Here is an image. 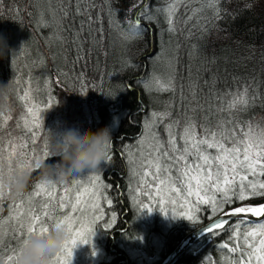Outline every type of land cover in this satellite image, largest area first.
<instances>
[{
  "label": "trees",
  "instance_id": "obj_1",
  "mask_svg": "<svg viewBox=\"0 0 264 264\" xmlns=\"http://www.w3.org/2000/svg\"><path fill=\"white\" fill-rule=\"evenodd\" d=\"M132 2L89 0L85 5L93 20L89 27L88 14L76 15L75 4L64 17L60 0H0V38L13 51L0 58V83L11 79L14 87L9 103L16 104L17 93L27 83L40 100L45 92L68 97L79 115L80 130L107 127L111 132L112 159L105 160L100 169L104 216L95 224V264H159L181 236L212 218L208 206L202 204L191 219L175 218L165 230L158 216L152 215L145 225L143 210L135 200L138 179L131 161L153 113L166 114L156 127L166 139L165 124L183 122V106L192 94L210 103L213 115L219 107L221 118L231 122L228 127L237 133L248 124L264 130V0H221L219 18L204 0H180L175 32L168 31L163 11L170 0H149L154 19L141 21L147 30L135 39L125 19ZM109 8L115 9L113 15ZM53 13V26L44 27L42 19H52ZM131 17L136 18L135 12ZM81 21L85 31L75 40ZM158 80L170 82L172 89L158 90ZM245 88L249 105L229 109L233 94ZM209 120L214 124L216 119ZM58 160L52 157L46 162ZM40 179V171L33 170L24 192ZM262 201H237L232 207ZM144 226L158 232L160 246L152 234H146L143 240L149 247L142 252L139 239ZM231 237L228 228L207 232L173 264H232L240 252L221 247L226 242L233 246ZM6 246L0 248V262L12 251Z\"/></svg>",
  "mask_w": 264,
  "mask_h": 264
},
{
  "label": "snow or ice",
  "instance_id": "obj_2",
  "mask_svg": "<svg viewBox=\"0 0 264 264\" xmlns=\"http://www.w3.org/2000/svg\"><path fill=\"white\" fill-rule=\"evenodd\" d=\"M179 2L180 0H170L167 7L163 9L168 18L169 32L176 30L174 17ZM204 2L214 10L215 17L219 18L222 10L218 5L221 0H204ZM60 3L64 17L69 15V10L75 4L76 15L82 16L87 13L89 17L87 24L91 27L93 23L91 10L85 6L89 0H60ZM65 4L68 7H64ZM196 11L201 10L197 9ZM133 12L136 16L134 20L131 17ZM114 13L115 9L109 8V14L113 15ZM128 13L125 19L128 23L129 35L134 39L142 38L147 29L142 26L141 21L154 19L149 0H134L129 6ZM191 18L189 17V19ZM54 19V13L52 19H42L43 26L51 28ZM84 31L85 22L81 21L79 31L75 33V40H79ZM98 31L102 32V29ZM156 83L158 90L169 91L172 89L170 82L158 80ZM28 95L29 93L25 92L21 99L23 100ZM250 99L249 91L245 88L242 92L233 94V100L227 107L232 109L239 105L245 109L249 105ZM27 113L31 115L32 109L28 108ZM165 115L153 113L152 118L146 122V132L141 135L139 143L140 145L147 143L146 135L151 139V144L147 146V155L140 151L131 161L134 166H138L133 174L140 177L142 185L154 186L157 194L167 187L171 194L183 195L186 192L185 200L195 195L199 204L207 205L211 211L212 220L206 231L216 234L217 230L228 228L232 232L231 239L235 241L233 246L230 247L228 242L221 245L222 248L228 249L231 253L240 252V258L234 259L232 264H253V261L255 264H264V204L258 207H232L237 201L264 198V130L257 134L255 129L258 125L248 124L247 131L242 129L243 134L238 135L233 128L228 127L231 122H223L214 131L204 128V133L201 136L195 130V123L189 121L182 133H173V125L169 123L166 128L167 138L165 139L156 130L157 125L163 121ZM10 118L11 116L5 119ZM36 119L38 120V117ZM36 126H39L38 123ZM24 127L32 133L33 137L35 136V132L28 127L26 117L24 118ZM21 147H26V145H21ZM111 152L112 143L107 146L105 160L111 161ZM21 155L25 158V162L19 165V169H23L31 163L27 160L26 153H21ZM43 156H48L47 141L44 143ZM33 158L38 159L39 156ZM33 170L38 171V169H32L31 173ZM91 173V176L87 174L88 179L97 184L100 183L97 170ZM149 177L152 179L149 180ZM71 183L77 187L79 193L81 181L73 177ZM33 187L35 191L29 193L28 196L31 205L34 206L41 197H46L47 200L42 205L44 209L42 213L39 212V209L30 208L28 222L20 223L21 245L27 236L36 233L38 229L49 226L48 221H55L53 225L56 226H66L67 230L71 232L75 222L73 214L78 210L82 211L78 209L79 195H77L75 203L67 196V192L65 196H60L57 201V195L54 194L55 189L48 181H38ZM159 203H165V199L161 197ZM171 203L175 204L176 201L172 200ZM13 207L21 209L23 204H15ZM94 207L98 208L99 205H94ZM60 209L66 211L61 214ZM248 214H251V217H256V220L251 221ZM61 215L62 218H58ZM23 216L24 213L21 212L13 218L20 220ZM231 217H238V222L234 223L230 219ZM89 242L87 238H82L79 243L88 244ZM67 244L68 241L66 240L62 249L66 248ZM77 244V241L73 239L72 247L67 249L68 257L73 255L72 250ZM16 255L17 253L14 256H9V262L14 260ZM92 255H95L94 251ZM50 260L58 261L59 264H67L66 259H61L59 252L51 255Z\"/></svg>",
  "mask_w": 264,
  "mask_h": 264
},
{
  "label": "rangeland",
  "instance_id": "obj_3",
  "mask_svg": "<svg viewBox=\"0 0 264 264\" xmlns=\"http://www.w3.org/2000/svg\"><path fill=\"white\" fill-rule=\"evenodd\" d=\"M34 91L35 89L31 85L23 83L20 92L16 95L17 105L12 104L10 101L11 110L9 111L6 109L0 111V174L6 173L9 170L19 169V165L25 162V158L21 153H26L27 160L30 162L34 159V156H43L44 143L49 132L59 134L68 128L80 129V121H78L79 115L74 109V103H72L68 97H55L48 92H45L43 99L40 100L35 97L33 93ZM25 92H28L29 95L22 100L21 96H23ZM185 103L182 110V116H184L185 119H183V122L181 123L172 124L173 133H182L189 121H192L195 123L197 134L202 136L204 128L214 131L217 129L218 125L224 122L220 116L219 107H215L216 114L213 115L210 103H207L204 100H196L192 97V94H190ZM28 108L32 109L31 115L27 113ZM9 116H11L10 119H5ZM25 117L27 118L28 127L35 132L34 137L32 133L28 132L24 127ZM36 117H38V120ZM210 118L216 119L214 124L210 122ZM37 123L39 125L38 127L36 126ZM168 124L169 123L165 124L166 128ZM243 131H247V128ZM255 131L257 134H260L262 129L257 127ZM237 134L242 135L243 133L240 131ZM145 140L147 143L145 145H139L135 149V152L132 153L133 158H135V155L140 151H143L144 154L147 155V146L151 144V139L146 136ZM21 145H26V147L22 148ZM137 167L138 166L133 165V173ZM100 169L101 166L97 170L99 176ZM87 174L88 176L92 175L91 172H85L80 176H74L75 179L81 181L79 193L77 192V187L73 186L71 183L73 177L66 180L67 182L64 181L58 184H52V188L55 189L54 194L57 195V201L60 196H65L66 192L67 196L71 198L73 203H75L77 195L80 197L78 209H81L82 211L78 210L73 214L75 219L73 230L69 232L67 227L62 225L65 232V241L67 240L68 244L66 248H61L57 252L60 253L61 259L67 260V264H95L97 256L95 239L98 231L95 229V224L104 216L103 194L100 187L101 182L97 184L94 181H90ZM137 179L138 182L135 190V200L137 202H135L138 203L139 209L143 210L145 225L148 224L149 219L154 215L158 216V222L161 223L163 230H165L171 220L175 218H192L198 206L202 205L199 204L195 195L188 197V199L185 200V196H187L186 192L183 195L171 194L167 187L163 188L161 192L157 194L154 186H144L141 184L139 176H137ZM148 179L151 180L152 177H149ZM39 181H42V179ZM33 191H35L34 188L11 199L0 198V248L7 245L6 247L10 248L9 250H12L9 254L5 255L0 264H15V259L9 262L8 257L14 256L21 247V230L19 225L20 223L28 222L29 209H39L40 213L44 211L42 205L46 202V197H41L36 201L34 206L29 203L28 196L29 193ZM161 197L165 199V203L163 204L159 203ZM172 200H175L176 203H171ZM19 203L23 204L21 209L13 207V205ZM94 205H99V207H94ZM5 209L6 214L3 216ZM148 209H151V211H148ZM49 211H51V209H49ZM64 211L66 210H59L61 214ZM21 212L24 213V216L20 220L13 218L18 216ZM97 217H100V219H97ZM58 218H62V215ZM54 222L55 221H48V225L52 226ZM157 233L158 232L155 233L154 230L148 231L145 226L142 228V236L139 239L142 252H145L147 247H149V243L143 240L146 234H152L154 236L155 244L160 246L159 234L157 235ZM82 238H87L90 242L88 244L79 243ZM73 239H75L78 244L72 250L73 255L68 257L67 249L72 247ZM93 251L95 252V255H92ZM50 264H59V262L50 260Z\"/></svg>",
  "mask_w": 264,
  "mask_h": 264
},
{
  "label": "clouds",
  "instance_id": "obj_4",
  "mask_svg": "<svg viewBox=\"0 0 264 264\" xmlns=\"http://www.w3.org/2000/svg\"><path fill=\"white\" fill-rule=\"evenodd\" d=\"M6 52L13 51L0 38V58ZM13 92L11 79L0 83V111L11 110L9 99ZM46 141L47 157L40 156L23 169L0 174V197L11 199L21 195L27 187L32 169H38L41 179L51 185L98 170L106 159L107 146L112 142V137L107 127L95 132L68 128L59 134L49 132ZM52 157H59V160L47 163ZM64 242L65 232L62 226L52 225L38 229L24 239L15 257V264H50V256L59 251Z\"/></svg>",
  "mask_w": 264,
  "mask_h": 264
},
{
  "label": "water",
  "instance_id": "obj_5",
  "mask_svg": "<svg viewBox=\"0 0 264 264\" xmlns=\"http://www.w3.org/2000/svg\"><path fill=\"white\" fill-rule=\"evenodd\" d=\"M264 204V201L261 203L253 206L258 207L259 205ZM250 216L251 221H255L256 217H251V214H248ZM232 219H239L238 217H231ZM212 218L206 220L205 222L193 227L189 231H187L183 236L180 237L178 242L175 244V246L169 251V253L162 258V260L159 262V264H173L176 259L186 250L189 248L190 245H192L197 238L207 233L206 228L211 223Z\"/></svg>",
  "mask_w": 264,
  "mask_h": 264
}]
</instances>
